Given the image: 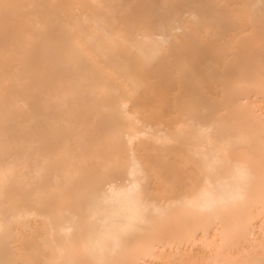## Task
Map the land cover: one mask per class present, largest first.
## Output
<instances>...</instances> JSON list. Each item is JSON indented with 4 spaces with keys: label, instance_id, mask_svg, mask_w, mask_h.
I'll return each instance as SVG.
<instances>
[{
    "label": "bare ground",
    "instance_id": "bare-ground-1",
    "mask_svg": "<svg viewBox=\"0 0 264 264\" xmlns=\"http://www.w3.org/2000/svg\"><path fill=\"white\" fill-rule=\"evenodd\" d=\"M0 264H264V0H0Z\"/></svg>",
    "mask_w": 264,
    "mask_h": 264
}]
</instances>
